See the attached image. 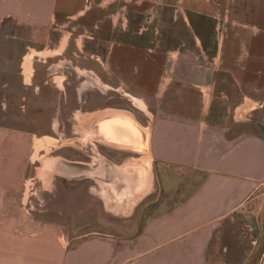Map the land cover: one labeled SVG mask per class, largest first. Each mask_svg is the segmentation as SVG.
Wrapping results in <instances>:
<instances>
[{"label": "crops", "instance_id": "0c3cea01", "mask_svg": "<svg viewBox=\"0 0 264 264\" xmlns=\"http://www.w3.org/2000/svg\"><path fill=\"white\" fill-rule=\"evenodd\" d=\"M50 138L64 180L190 189L131 237L18 227L1 196ZM230 216L264 264V0H0V264H208Z\"/></svg>", "mask_w": 264, "mask_h": 264}, {"label": "rangeland", "instance_id": "374dc122", "mask_svg": "<svg viewBox=\"0 0 264 264\" xmlns=\"http://www.w3.org/2000/svg\"><path fill=\"white\" fill-rule=\"evenodd\" d=\"M151 16V14L146 16V26L151 22ZM135 111L140 118L146 117L143 111ZM68 135L67 137H74L75 134ZM55 136L58 137L57 133ZM51 142H54V145L32 148V161L23 177L19 179L18 189L9 191L10 193L4 191V195L1 196V199L12 197V201L18 203V207L13 212L16 215L18 227L21 223L24 225L27 222L30 224L32 222L34 227L45 223L52 224L58 228L59 232L62 229L70 242L79 240L81 235L91 231L131 237L150 217L169 207L190 189L189 187L185 190L189 185L184 183L180 185V189L166 190V180H162L164 178L160 172L155 173L149 186L136 184L139 188L132 186L135 181L129 176L126 181L129 184H125L126 188L118 194L105 184L94 188L86 178L64 180L59 170L60 153H63L64 146L60 147V140L50 139V144ZM66 148L70 147L65 145ZM71 152L75 155L73 151ZM130 155L128 153L130 158L125 166L130 165L131 167L127 168L131 170L136 167L137 159L131 158ZM144 166L146 170L150 169L147 162ZM36 170L42 176V180L30 178ZM44 176L45 178L48 176V179ZM237 224V218L233 219L231 216L225 218L223 227L219 228L210 244L208 264H232L233 235L239 232Z\"/></svg>", "mask_w": 264, "mask_h": 264}, {"label": "bare ground", "instance_id": "6f19581e", "mask_svg": "<svg viewBox=\"0 0 264 264\" xmlns=\"http://www.w3.org/2000/svg\"><path fill=\"white\" fill-rule=\"evenodd\" d=\"M141 104V103H140ZM130 114V113H129ZM132 118V117H131ZM134 120V119H133ZM132 121V120H131ZM135 122V121H134ZM121 123V122H120ZM119 124V123H118ZM123 124V123H122ZM147 128H149V127H147ZM81 131V130H80ZM85 131V130H84ZM103 131V130H102ZM82 132V131H81ZM142 132V131H141ZM102 135V134H101ZM130 138V137H129ZM151 138V137H150ZM51 139V138H50ZM117 140V139H116ZM133 140V139H132ZM120 141V140H119ZM123 142V141H122ZM50 143V142H49ZM128 143V142H127ZM147 144V143H146ZM141 145V144H140ZM149 145H150V143H149ZM143 146H144V144H143ZM135 147V146H134ZM137 148V147H136ZM144 149H145V151H146V148L145 147H143ZM140 149H141V147H140ZM143 149V150H144ZM142 150V149H141ZM147 150H148V148H147ZM43 162H44V160H43ZM47 178H48V176H47ZM127 212V211H126Z\"/></svg>", "mask_w": 264, "mask_h": 264}]
</instances>
